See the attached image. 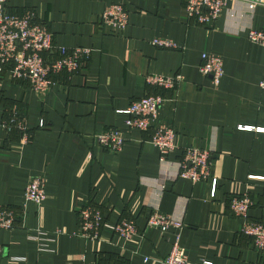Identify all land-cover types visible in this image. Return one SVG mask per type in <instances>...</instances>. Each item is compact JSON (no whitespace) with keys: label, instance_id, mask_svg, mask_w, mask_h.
Wrapping results in <instances>:
<instances>
[{"label":"crops","instance_id":"0c3cea01","mask_svg":"<svg viewBox=\"0 0 264 264\" xmlns=\"http://www.w3.org/2000/svg\"><path fill=\"white\" fill-rule=\"evenodd\" d=\"M112 3L129 11L121 31L99 22ZM7 8L34 9L57 45L87 47L91 53L77 72L57 74L45 93L2 73L0 204L19 214L14 227L0 228V264H163L177 234L191 261L264 264L252 237L241 232L244 218L229 207L233 194L248 192L249 218L264 222V130L256 129L264 128L259 84L264 46L248 34L252 28L264 30V5L250 9L247 0H227L210 26L187 17L185 0H8ZM155 37L169 38L177 47H158ZM203 52L223 58L219 85L200 70ZM178 72L184 81L175 90L146 81L148 74ZM149 93L167 99L159 119L176 130V149L166 159L150 141L152 130L125 124L129 114L123 110ZM13 112L26 120V143L18 130L3 127ZM112 127L127 138L118 152L95 139ZM187 146L211 152L215 197L212 179L192 182L178 175ZM34 176L46 179L41 204L25 201ZM90 201L104 212L97 241L78 235L79 209ZM153 212L183 226L148 227ZM121 218L136 219L139 228L123 247L114 232Z\"/></svg>","mask_w":264,"mask_h":264},{"label":"built area","instance_id":"2783aa9c","mask_svg":"<svg viewBox=\"0 0 264 264\" xmlns=\"http://www.w3.org/2000/svg\"><path fill=\"white\" fill-rule=\"evenodd\" d=\"M8 0H0V82L2 73L8 72L15 80L24 79L32 90L45 93L55 83V76L61 72L73 74L89 57L91 49L87 47H68L57 45L48 25L38 18L37 12L26 8L22 12H12L7 8ZM250 9L264 5V0H247ZM227 0H185L187 17L202 26H210L223 11ZM102 26H110L113 30L121 31L129 24V11L122 3L107 5L100 15ZM249 39L264 46V30L250 29ZM153 44L163 48H175L176 43L163 37H155ZM200 70L209 76L215 85H219L224 75L223 58L214 53L203 52ZM146 81L149 85L175 90L184 81L182 73L163 75L148 74ZM264 90V74L260 81ZM161 93H149L133 100L123 112L129 114L125 124L128 128L141 131L152 130L150 141L158 148L161 158L166 157L176 149V130L174 126L165 124L159 119L160 111L166 102ZM3 127L11 132L18 130L24 143L30 135L24 117L13 112L3 121ZM43 125V124H42ZM241 129H254V126L240 125ZM257 130L264 128L257 127ZM96 142L112 152L120 151L127 141L121 128L112 127L95 134ZM212 154L209 150L197 146H187L179 160L180 177L201 182L212 179L211 197L216 195L217 178L211 176ZM251 178H262L251 175ZM25 201L41 204L46 198V179L43 176L32 177L24 190ZM253 205V199L248 192L233 194L229 198V207L234 215L244 218L241 232L252 237L256 249L264 254V222L251 220L248 216ZM25 210V208L23 209ZM20 215H23V211ZM18 212L0 204V228H12L18 218ZM78 235L97 241L102 237L104 212L99 205L85 202L78 212ZM148 227H157L165 231L169 227L181 228L182 222L169 215L153 212L147 219ZM114 232L119 236L122 247L132 242L139 233L136 219L121 218L114 226ZM1 251V249H0ZM163 264H213L211 260L201 259L191 261L186 249L180 243L177 234L169 254L163 259Z\"/></svg>","mask_w":264,"mask_h":264}]
</instances>
